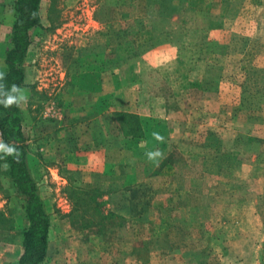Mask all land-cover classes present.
<instances>
[{"label":"rangeland","instance_id":"obj_1","mask_svg":"<svg viewBox=\"0 0 264 264\" xmlns=\"http://www.w3.org/2000/svg\"><path fill=\"white\" fill-rule=\"evenodd\" d=\"M15 1L0 0V72ZM39 13L20 111L50 218L42 264H264V0H41ZM7 171L0 158V264H16L26 220Z\"/></svg>","mask_w":264,"mask_h":264},{"label":"trees","instance_id":"obj_2","mask_svg":"<svg viewBox=\"0 0 264 264\" xmlns=\"http://www.w3.org/2000/svg\"><path fill=\"white\" fill-rule=\"evenodd\" d=\"M40 3L41 0L14 2L16 17L11 28L9 48L4 56L5 79L0 81L5 91L9 90L12 84L24 87L25 60L31 44L30 31L41 27ZM122 116L138 120L136 115ZM127 128V135L133 134L135 139L142 137V129L138 125L129 123ZM0 133L3 142L15 146L20 153L18 161L14 156L3 157L8 167V178L26 220V227L22 231V253L16 264H42L47 256L50 218L28 165V143L22 130L20 106L5 108L0 104ZM8 223L6 215L0 212L1 229L8 230ZM9 228L11 229V226Z\"/></svg>","mask_w":264,"mask_h":264},{"label":"clouds","instance_id":"obj_3","mask_svg":"<svg viewBox=\"0 0 264 264\" xmlns=\"http://www.w3.org/2000/svg\"><path fill=\"white\" fill-rule=\"evenodd\" d=\"M4 79L5 73L0 72V81H3ZM27 100L28 96L25 89L16 84H12L10 89L5 91L4 85L0 84V104H2L5 108H10L13 105L19 107L22 102L26 103ZM151 136L158 144H164L166 142L165 136L159 131H153ZM141 143L143 144L146 142L142 141ZM0 154H2V157L0 158L14 156L17 161L20 156V153L15 146L4 143L2 139H0ZM144 155L147 162L157 167L166 158L164 151L160 148H153L152 150L146 151Z\"/></svg>","mask_w":264,"mask_h":264},{"label":"crops","instance_id":"obj_4","mask_svg":"<svg viewBox=\"0 0 264 264\" xmlns=\"http://www.w3.org/2000/svg\"><path fill=\"white\" fill-rule=\"evenodd\" d=\"M30 46H31V44H30ZM30 46H29V48H28V52H27V55L29 54V49H30ZM113 95L115 96V93H113ZM142 105V104H141ZM137 114H139V113H137ZM141 118H142V114L141 115H139ZM119 190H117V191H114V192H118ZM110 201L112 202L111 204L112 205H116V207H121V206H123V205H129L128 203H125V204H121V202H120V200L119 199H115V198H113V199H110ZM115 202V203H114ZM116 214H119L121 211H114ZM114 213V214H115ZM49 231H50V229H49ZM48 251V250H47Z\"/></svg>","mask_w":264,"mask_h":264}]
</instances>
